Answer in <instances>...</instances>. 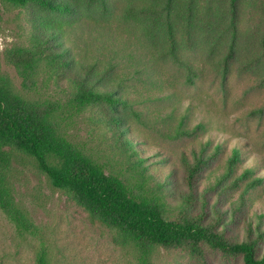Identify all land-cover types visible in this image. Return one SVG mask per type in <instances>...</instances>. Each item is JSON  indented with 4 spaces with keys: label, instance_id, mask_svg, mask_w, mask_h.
<instances>
[{
    "label": "rangeland",
    "instance_id": "374dc122",
    "mask_svg": "<svg viewBox=\"0 0 264 264\" xmlns=\"http://www.w3.org/2000/svg\"><path fill=\"white\" fill-rule=\"evenodd\" d=\"M0 18V75L18 89L22 78L12 60L24 55L33 37L49 39L84 77L98 63L86 78L111 92L114 102L96 105L68 134L85 142L107 172L127 180L134 174L121 147L132 139L164 184L171 219L201 220L235 242L260 223L264 0H31L25 9L1 2ZM112 116L121 122L110 125ZM198 160L189 185L184 163ZM13 165L16 201L39 233L20 237L0 209V264H36L42 247L49 264H139L132 248L52 188L29 160ZM153 262L245 264L242 255L205 244L201 256L159 250Z\"/></svg>",
    "mask_w": 264,
    "mask_h": 264
},
{
    "label": "trees",
    "instance_id": "16d2710c",
    "mask_svg": "<svg viewBox=\"0 0 264 264\" xmlns=\"http://www.w3.org/2000/svg\"><path fill=\"white\" fill-rule=\"evenodd\" d=\"M30 1L0 0V3L25 9ZM53 45L49 39L33 37L24 55L12 60L22 78L21 89L9 77L0 75V209L17 234L27 237L39 233V227L15 197L13 162L24 159L47 178L52 188L65 192L92 220L108 227L119 245L132 248L139 264H154L159 250L187 251L201 256L204 244L223 254L242 255L245 264H264V252H260L264 243L261 226L264 215L258 217L257 226H247L244 240L237 242L201 220L171 219L164 184L151 173L132 139L118 133L120 140L125 138L122 151L134 168V174L127 180L107 172L106 164L85 142L69 137V127L77 125L81 117L104 100H114L111 92L96 88L86 78L97 69V62L93 70L82 73L84 77L72 70L64 51L54 50ZM108 122L114 125L121 120L112 116ZM238 157L235 151L230 169ZM201 163V160L195 165L184 163L189 185ZM261 182L262 178L254 180L256 184ZM36 264H49L44 247Z\"/></svg>",
    "mask_w": 264,
    "mask_h": 264
}]
</instances>
